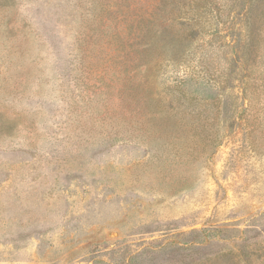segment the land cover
I'll return each mask as SVG.
<instances>
[{
    "label": "rangeland",
    "instance_id": "rangeland-1",
    "mask_svg": "<svg viewBox=\"0 0 264 264\" xmlns=\"http://www.w3.org/2000/svg\"><path fill=\"white\" fill-rule=\"evenodd\" d=\"M134 1L0 0V264H264V0H140L146 68Z\"/></svg>",
    "mask_w": 264,
    "mask_h": 264
},
{
    "label": "trees",
    "instance_id": "trees-1",
    "mask_svg": "<svg viewBox=\"0 0 264 264\" xmlns=\"http://www.w3.org/2000/svg\"><path fill=\"white\" fill-rule=\"evenodd\" d=\"M135 2L139 3V5L141 6L140 0L134 1V3ZM140 6L139 7L135 6V8L137 9V13L134 11L135 10L134 7L130 8V6H128L129 9L125 11L123 18L117 16V11H111V6L105 8L104 9L105 11L102 10L100 13L95 15L96 19L99 17L98 20L96 21V25H98L96 29L99 30L102 35L105 32V30H106L105 34H107L108 31L107 29L111 28L110 30L111 32L108 34L109 38L107 41L111 52L116 51V53L111 57L115 65H120L122 63L126 64V61L127 63L129 62L136 63L138 59L137 53L141 51L152 50L151 48L156 42L153 39V37L150 39H148L149 37L145 39L147 33L150 32V30H148V27H146L145 32H142V29L144 24L147 21L149 22L147 15L152 16V14L150 13L148 14L145 11L139 13L138 10L142 9V6L141 7ZM176 13H177L176 16L180 17L183 14V11L181 8H179L177 9ZM134 16H136V18L138 19L135 20L134 18L132 21H130V19ZM135 21H137V24L135 25L134 23L129 24L130 22H135ZM129 25L130 28L135 27L139 31V34L136 37L133 35L127 36L125 34L126 27ZM192 33H197V31L192 30ZM88 40L89 39H87V42ZM85 41H86V37L83 38L82 43H84ZM140 49L141 51H139ZM181 58H182V53L176 52L175 54L169 56L168 59H170L171 61H181ZM148 63L149 62L139 60L135 66L136 68H139L140 66H144L146 68L148 66ZM208 76H211V74L208 73Z\"/></svg>",
    "mask_w": 264,
    "mask_h": 264
}]
</instances>
